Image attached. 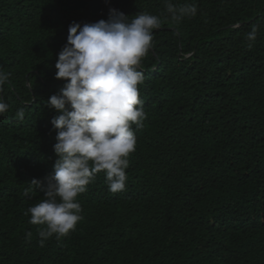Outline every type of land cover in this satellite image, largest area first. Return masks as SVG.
Segmentation results:
<instances>
[{
	"label": "trees",
	"instance_id": "16d2710c",
	"mask_svg": "<svg viewBox=\"0 0 264 264\" xmlns=\"http://www.w3.org/2000/svg\"><path fill=\"white\" fill-rule=\"evenodd\" d=\"M172 3L196 14L175 22L165 0H0V264H264V0ZM110 8L162 22L139 67L146 118L132 125L125 190L97 173L75 230L41 246L45 226L25 213L57 159L55 64L69 25Z\"/></svg>",
	"mask_w": 264,
	"mask_h": 264
},
{
	"label": "clouds",
	"instance_id": "9594fccd",
	"mask_svg": "<svg viewBox=\"0 0 264 264\" xmlns=\"http://www.w3.org/2000/svg\"><path fill=\"white\" fill-rule=\"evenodd\" d=\"M165 6L175 22L196 14L194 4L165 0ZM128 17L110 8L106 20L69 25L67 43L55 64V79L65 84L46 104L59 113L51 120L56 130L54 172L45 178L44 199L25 213L31 214L30 224L45 226L37 230L41 246L54 235L59 240L75 230L83 218L76 198L97 173H105L111 192L125 190L128 157L136 147L132 125L140 128L146 118L138 91L144 82L139 67L153 46V30L162 23L160 17L147 13L130 21ZM257 30L253 26L247 40L255 41ZM8 80L9 74L0 71V90ZM8 107L0 99V114ZM24 115L23 109L16 112L20 119ZM42 183L31 181L35 187ZM27 237L31 238L30 232Z\"/></svg>",
	"mask_w": 264,
	"mask_h": 264
}]
</instances>
